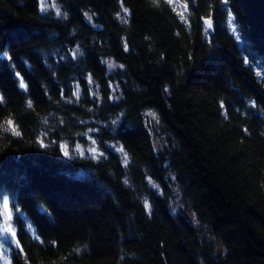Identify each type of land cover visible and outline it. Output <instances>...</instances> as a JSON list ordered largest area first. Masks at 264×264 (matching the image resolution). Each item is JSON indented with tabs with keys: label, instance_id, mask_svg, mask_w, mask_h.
<instances>
[{
	"label": "trees",
	"instance_id": "1",
	"mask_svg": "<svg viewBox=\"0 0 264 264\" xmlns=\"http://www.w3.org/2000/svg\"><path fill=\"white\" fill-rule=\"evenodd\" d=\"M224 3L0 0V264H264V0Z\"/></svg>",
	"mask_w": 264,
	"mask_h": 264
},
{
	"label": "snow or ice",
	"instance_id": "2",
	"mask_svg": "<svg viewBox=\"0 0 264 264\" xmlns=\"http://www.w3.org/2000/svg\"><path fill=\"white\" fill-rule=\"evenodd\" d=\"M169 2H171V0H169ZM224 7L227 8V0H225ZM42 10H43V9H42ZM125 11H127V9H125ZM181 19H184L183 15H181ZM205 24L207 25V29H210V28L212 27V22H211L210 20L205 21ZM229 24H230V25H233V27H232V31H233L234 35L236 36V38L239 39L240 36H239L238 29L235 27V25H234V23H233V20H232V18H231V14H230V13H229ZM5 55H6V53H5ZM109 66L111 67V64H110ZM75 95H77V96L79 95V89H78V88H77V91H76ZM29 106H31V103H30V102H29ZM152 115L155 116V113H152ZM8 123L10 124L11 121H8ZM15 134L18 135L19 133H15ZM93 143H95V141H93ZM41 145L44 146L42 141H41ZM61 147H62V149L64 150V154H65L66 156L69 155V152H68V150H67V146H66V145H62ZM76 148H77L78 151H82L79 145H77ZM118 150L121 151V152L123 151L122 148H121V149H118ZM89 151L92 152V153L94 154L93 158H96V157H95V151H96V150H95L94 148H92V149H89ZM101 155H102V154H101ZM125 156H126V154H125ZM150 183H151V182H150ZM4 203L7 204V198H4ZM145 207H146V208L148 207L147 203L145 204ZM37 239H38V237H37Z\"/></svg>",
	"mask_w": 264,
	"mask_h": 264
},
{
	"label": "rangeland",
	"instance_id": "3",
	"mask_svg": "<svg viewBox=\"0 0 264 264\" xmlns=\"http://www.w3.org/2000/svg\"><path fill=\"white\" fill-rule=\"evenodd\" d=\"M4 209H5V211H6V215L9 216V215L11 214V213H10L11 211H9L8 200H7V204L4 203ZM188 212H189V211H188ZM21 213H22V216H23V217L25 218V220L27 221V223H30V224H32V225L34 226L32 220H31V218L29 217V215L27 214V212H26L25 210H22ZM189 213H190V212H189ZM2 214H3V213L0 214V217H1ZM4 218H5V221L8 220L6 217H4ZM5 228H9V229H11V228H12V227H11V224H9V226H5L4 228H2V229L0 230V256L3 255L2 243H3L4 240H5V239H4V236L6 235ZM11 231H12V229H11Z\"/></svg>",
	"mask_w": 264,
	"mask_h": 264
},
{
	"label": "water",
	"instance_id": "4",
	"mask_svg": "<svg viewBox=\"0 0 264 264\" xmlns=\"http://www.w3.org/2000/svg\"><path fill=\"white\" fill-rule=\"evenodd\" d=\"M208 20H210L212 22V27L209 30H214V28H215V21L213 19H211V18H208V17H205L203 19L204 23H205V21H208ZM206 27H207V25H206Z\"/></svg>",
	"mask_w": 264,
	"mask_h": 264
}]
</instances>
